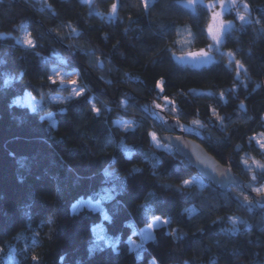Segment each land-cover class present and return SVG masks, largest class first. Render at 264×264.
<instances>
[{"label":"trees","instance_id":"1","mask_svg":"<svg viewBox=\"0 0 264 264\" xmlns=\"http://www.w3.org/2000/svg\"><path fill=\"white\" fill-rule=\"evenodd\" d=\"M181 1L0 0V264H264V205L242 184H213L151 138L181 122L251 189L264 181V169L253 179L243 162L249 154L264 164L253 138L264 132V0H243L248 21L233 9L216 58L197 68L180 56L212 44L211 10ZM22 28L34 46L20 40ZM74 70L84 97L50 100L71 86L49 77ZM26 92L43 106L18 102ZM123 118L134 128L115 123ZM104 188L114 193L104 221L118 247L91 251L103 212L71 208ZM160 215L170 222L139 257L129 238Z\"/></svg>","mask_w":264,"mask_h":264},{"label":"rangeland","instance_id":"2","mask_svg":"<svg viewBox=\"0 0 264 264\" xmlns=\"http://www.w3.org/2000/svg\"><path fill=\"white\" fill-rule=\"evenodd\" d=\"M92 1V0H90ZM146 6H149L152 2V0H143ZM182 4L184 5H188L187 7L195 10L198 6L203 5V6H207L209 8V10H211V23L210 25H213V29L212 31L209 30L210 35H211V40H212V44L210 46H208L207 48H204L200 51L197 52H207L208 55L206 57H200V56H193V55H189V53H195V52H187L186 54L180 56V60L183 61L184 63H188L191 66L194 67H203V66H207L208 64H210L215 58H216V53H214V49L216 48H220V46L222 45V41L224 40V37L226 35V33L228 32V29L232 28L233 26H235L236 24V20L235 17L230 15L231 12L233 11V9H237V13L235 14L238 18V20H242V21H248L250 20L249 18V8L247 6V4L243 1V0H224V7L223 9H221L219 6L213 8L211 5L213 3H215L216 5H219V0H194V2L190 3V0H182L181 1ZM213 11L216 12H220L221 15L220 17L217 19V21H213L212 20V13ZM240 17H243V19H241ZM224 22V28L220 33V38H219V42L213 40V32L215 31L216 27L219 25V23ZM28 38H31L29 32L27 29L22 28V35L20 40H22L27 46H29L26 43V40ZM32 39V38H31ZM34 42V39H32ZM58 74H61V72ZM60 76V75H59ZM65 80H69V79H78L79 83L76 86H71L70 87V91L67 94H63V93H52L49 95V99L52 101H65L64 98L69 97V96H73L72 93V87H77L78 89H80L81 91L84 92L85 88L82 84V82L79 79V71L78 70H74L71 71L70 73H67L66 76L63 77ZM67 85V84H66ZM50 97H56L57 99L53 100ZM74 97V96H73ZM18 102H22L23 104L26 103L28 105L31 106V108L33 109H40L43 104V99L36 96L35 94H31L30 92H26L23 96H20L19 98H17ZM171 104V101L169 99H166L164 103H159V108H165L166 106H169ZM45 117H47L49 119V117H52L55 120V115L53 112H46V114H44ZM115 123L119 124L122 128H126V129H131L134 128L135 126V120H128V119H115ZM195 124H199V123H195ZM127 125H131V127H126ZM185 126H183L184 128ZM151 138H152V142L155 143L156 145H161V147H165L168 148L170 145L169 143L165 142L162 139L161 133L158 131H151ZM153 134L156 137V140H153ZM256 142L259 144V146L261 147L262 144H264V132H259L256 133L253 137ZM126 148L128 150L131 151V147L129 145H126ZM262 150H264V147H261ZM128 151V152H130ZM245 161H247V163H245ZM243 162L245 163V166L251 170V172H253L252 176H256V172L257 170H263L262 168H260L258 166L259 164H263L262 161L258 160L257 158L255 159L254 157H252L249 154H246L245 157L243 158ZM258 162V163H257ZM111 168L108 169L109 172H111ZM194 179V178H193ZM192 180V178H191ZM190 179L187 181H191ZM196 180V179H195ZM197 180L201 181L200 178H197ZM250 185L252 186L253 189L264 186V181L263 182H249ZM114 193L113 191H111L110 188H104V191H101L100 193V197L98 198H93L91 196H83L78 198L77 200H75V202L72 204V212H77L80 209H83V207H88L91 209H99L103 212V220H101L100 222L96 223L93 226V233H94V237L92 242L89 244L90 245V250L91 251H96V249L99 248H103V247H107V245H112L113 247L117 248L118 247V241H119V236H115L111 233H109L107 231V227H106V222L104 221L106 218V216L109 218V213L108 211H106V209L104 208V201L105 199H102L105 196H113ZM91 202L92 205H96L97 203H99V208L96 207H89L87 205V202ZM82 202H85L83 204V206H78L81 205ZM74 208L76 209L74 211ZM152 221L143 226V227H135L134 232L136 233L137 236H131L129 238V242L131 243L132 248L135 250V252L137 253V255L139 257H143L145 255L144 253V248H145V244L147 240H150L151 238H153L155 236V231L154 229L156 227H159L161 225H163V221L164 220H168L170 222V219L168 217L165 216H155L151 219ZM149 225H152L151 227H149ZM102 237V238H100ZM150 262H155V264H160L158 263V261L152 257ZM173 264H177V263H173Z\"/></svg>","mask_w":264,"mask_h":264},{"label":"water","instance_id":"3","mask_svg":"<svg viewBox=\"0 0 264 264\" xmlns=\"http://www.w3.org/2000/svg\"><path fill=\"white\" fill-rule=\"evenodd\" d=\"M180 125H182L181 122L176 123L168 120L165 124L168 131L162 134V139L173 145L177 152L193 164L205 179L221 186L223 189L229 188L231 185L242 184L245 190L253 195L257 204L264 205V196L251 189L239 173L234 171L228 164L222 163L202 142L188 136L184 130L179 128Z\"/></svg>","mask_w":264,"mask_h":264},{"label":"snow or ice","instance_id":"4","mask_svg":"<svg viewBox=\"0 0 264 264\" xmlns=\"http://www.w3.org/2000/svg\"><path fill=\"white\" fill-rule=\"evenodd\" d=\"M191 2H194V0H190V3ZM185 6H188V5H185ZM213 8L219 6L221 9H223L224 7V0H219V5H216L215 3H213L211 5ZM116 5H113V9H115ZM221 13L220 12H216V11H213L212 13V20L215 22L217 21V19L220 17ZM241 19H243V17H240ZM224 28V22H221L219 23V25L216 27L215 31L213 32V40L219 42V38H220V33L221 31L223 30ZM213 29V25H209V30L212 31ZM26 43L29 45V46H34V42L31 38H28L26 40ZM189 55H193V56H200V57H206L208 55L207 52H204V51H201V52H195V53H189ZM49 79L51 80V82L53 84H59V85H64V84H67V85H71V86H76L79 81L78 79H69V80H65L63 77H61L59 80H57L55 77H49ZM7 83H10V80H6L5 81V84ZM72 93H73V96L77 99L79 98H82L84 97L85 93L83 91H81L80 89H78L77 87H72ZM73 96H69V97H66L64 98V100H70L73 98ZM43 98V97H42ZM51 99L55 100L57 99L56 97H50ZM92 109L93 111L99 115L100 114V109L95 107V105L92 106ZM35 110V109H34ZM219 118V117H218ZM49 122H50V125L52 127H55L56 126V121L52 118V117H49ZM194 123H196L194 121ZM126 127H131V125H127ZM153 140L155 141L156 140V137L155 135L153 134ZM158 146H161L158 144ZM261 147H264V144L261 145ZM125 151H130L128 150L126 147H125ZM199 155H198V159H199ZM203 162V161H201ZM245 163H247V161H245ZM258 163V162H257ZM258 166L262 169H264V164H259L258 163ZM253 179H256L255 176H253ZM184 183H190V181H184ZM254 191H256L258 194L264 196V186H261V187H258V188H255ZM111 197L110 196H105L103 197L102 199H110ZM245 200H247V197H245ZM85 202H82L81 205H78V206H83ZM87 205L89 207H96V208H99V203H97L96 205H92L91 202H87ZM76 209L74 208V211ZM106 219L108 218L107 216L105 217ZM232 219V222H233V229H235V224L237 223L236 219L235 218H231ZM164 224H168L169 221L168 220H164L163 221ZM152 225H149V227H151ZM102 238V237H100ZM34 260H37L38 257H35L33 256L32 257ZM150 264H155V262H150Z\"/></svg>","mask_w":264,"mask_h":264}]
</instances>
